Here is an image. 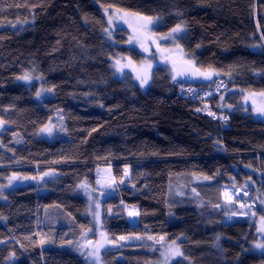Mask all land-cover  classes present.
Masks as SVG:
<instances>
[{
	"label": "trees",
	"instance_id": "obj_1",
	"mask_svg": "<svg viewBox=\"0 0 264 264\" xmlns=\"http://www.w3.org/2000/svg\"><path fill=\"white\" fill-rule=\"evenodd\" d=\"M106 8L185 28L186 61L212 75L196 85L226 82L208 102L216 117L195 111L162 65L144 88L117 75L112 60L139 53L107 40ZM39 88L49 94L37 99ZM247 90L264 91V0H0V188L27 179L0 190V264H86L73 247L92 227L78 185L94 187L100 165L118 181L102 204L105 230L128 241L104 264H156L149 237L179 238L171 264H264L250 221L225 222L219 207L230 177L257 182L251 169H264V120L240 105ZM50 123L48 141L38 131ZM254 193L264 197V182ZM120 203L137 208V226Z\"/></svg>",
	"mask_w": 264,
	"mask_h": 264
},
{
	"label": "rangeland",
	"instance_id": "obj_2",
	"mask_svg": "<svg viewBox=\"0 0 264 264\" xmlns=\"http://www.w3.org/2000/svg\"><path fill=\"white\" fill-rule=\"evenodd\" d=\"M106 16L107 28L106 38L113 44H124L127 47L135 49L139 56L133 58L129 55L117 56L112 60L114 71L117 75H131L139 86L144 88L149 82L150 73L158 66L166 67L172 76L173 63L176 60H188V57L183 50L178 39L184 34L185 28L181 27V31L173 33L171 30H162V22L156 17L144 16L130 11L122 12L120 9H103ZM145 17L152 18L151 23H146ZM111 18V23H109ZM176 28V27H175ZM174 29V28H173ZM121 40L123 42H121ZM254 51H260V45H254L251 47ZM28 76V75H27ZM24 77V76H23ZM30 79H22L25 84L34 82V78L29 76ZM142 80H146V83H141ZM51 90L52 97L54 95V89ZM48 90L39 88V95L37 99L44 98L48 93ZM240 100V105L245 110L249 111L253 118L263 119L264 113H260L257 109H264V91H245L243 92ZM58 118V117H57ZM219 121L225 123L220 117H217ZM4 124L2 121H0ZM3 125L0 124V128ZM51 128V132L45 130ZM54 123L47 124L41 127L38 131L40 138L46 140H54L56 132L54 131ZM3 130V129H2ZM1 130V131H2ZM0 131V132H1ZM54 131V132H53ZM1 147V144H0ZM251 169L254 175L257 176V182L253 179H244L241 183H237L234 178H229L230 182L220 186L219 207L225 211L223 221L234 222L240 219H247L250 221L251 226L254 228L256 234V240L251 245V250L257 253L264 254V248L257 247V244H264V217L260 215L259 210L264 211V197L255 195L254 191L259 184L264 182V169L258 168L257 171ZM123 180L130 178V170L124 167ZM23 175V174H22ZM21 174L15 173L6 177L1 185V192H5L8 189L26 181L27 179ZM54 172H47L40 177L43 178L52 177ZM95 186L92 187L86 180L82 181L78 185V189L81 195L86 199L88 205V215L92 222V227L83 231L79 240L74 243L76 252L86 261V264H104L103 254L109 247L115 248L121 246L122 243H127L126 239L117 240L107 233L104 227L103 219V201L110 196L115 189V185H118V181L112 176L110 165H100L98 168L97 181ZM121 183V181L119 182ZM246 193V194H245ZM122 210V214L125 222L129 226L138 225V210L134 206L119 204ZM112 211V208H108V212ZM136 213V215H129V213ZM92 239L93 244L87 249L86 243ZM179 238L172 241H165L162 237H155L150 239L154 247H157L159 254V260L156 264H171L174 260L179 258L167 257L169 247L175 248L178 245ZM99 244H103L104 247L100 249L98 258L91 255L95 252ZM180 250V248H179ZM181 252V250H180Z\"/></svg>",
	"mask_w": 264,
	"mask_h": 264
},
{
	"label": "built area",
	"instance_id": "obj_3",
	"mask_svg": "<svg viewBox=\"0 0 264 264\" xmlns=\"http://www.w3.org/2000/svg\"><path fill=\"white\" fill-rule=\"evenodd\" d=\"M178 85V84H177ZM226 87V82L224 80H215L208 85L197 86V85H187L182 84L178 85V94L183 98L192 99L198 102V107L195 108V111L202 114H209L211 118H215V114L209 110V100L214 96L218 95L221 90H224ZM220 119L228 123V119L225 115H220Z\"/></svg>",
	"mask_w": 264,
	"mask_h": 264
},
{
	"label": "water",
	"instance_id": "obj_4",
	"mask_svg": "<svg viewBox=\"0 0 264 264\" xmlns=\"http://www.w3.org/2000/svg\"><path fill=\"white\" fill-rule=\"evenodd\" d=\"M212 79L210 72L199 70L193 63L185 60H176L173 63L172 82L187 85H196L208 82ZM129 180V179H128ZM93 244L90 239L86 243V248L89 249Z\"/></svg>",
	"mask_w": 264,
	"mask_h": 264
},
{
	"label": "snow or ice",
	"instance_id": "obj_5",
	"mask_svg": "<svg viewBox=\"0 0 264 264\" xmlns=\"http://www.w3.org/2000/svg\"><path fill=\"white\" fill-rule=\"evenodd\" d=\"M146 23H151L152 22V18L150 17H145L144 18ZM111 18H109V23H111ZM181 31V26L180 25H177L176 28L172 29V32L173 33H176V32H179ZM22 79H25V80H28L30 79L29 76L25 75L24 77H22ZM141 83H146V80H142ZM37 95H39V93H37ZM258 112L260 113H264V109H257ZM45 130H47L48 132H51V128H46ZM246 194V193H245ZM129 215H136V213H129ZM121 240H124V239H127V237H121L120 238ZM149 239H152L151 237H149ZM104 245L103 244H99V246L96 248L95 252L91 253V255H94V256H97L98 258V254H99V251L101 248H103ZM257 247L259 248H264V244H257ZM183 254L180 252L179 250V247H175V248H172V247H169V250H168V253H167V257L168 258H171V257H176V256H182Z\"/></svg>",
	"mask_w": 264,
	"mask_h": 264
}]
</instances>
